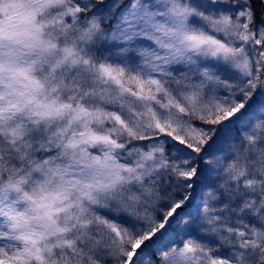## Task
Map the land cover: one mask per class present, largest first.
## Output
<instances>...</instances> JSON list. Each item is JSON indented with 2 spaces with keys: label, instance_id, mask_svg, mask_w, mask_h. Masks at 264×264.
<instances>
[{
  "label": "rangeland",
  "instance_id": "rangeland-1",
  "mask_svg": "<svg viewBox=\"0 0 264 264\" xmlns=\"http://www.w3.org/2000/svg\"><path fill=\"white\" fill-rule=\"evenodd\" d=\"M221 1L0 0V264H123L185 194L169 138L232 107L145 264H264V19Z\"/></svg>",
  "mask_w": 264,
  "mask_h": 264
},
{
  "label": "trees",
  "instance_id": "trees-1",
  "mask_svg": "<svg viewBox=\"0 0 264 264\" xmlns=\"http://www.w3.org/2000/svg\"><path fill=\"white\" fill-rule=\"evenodd\" d=\"M237 1L238 0H222L221 2L226 3L228 6H233ZM239 1L241 5L249 11L251 16L250 24L252 26L264 19V0ZM109 2H116L117 9H115V11L118 12L127 6L130 0H105L103 4ZM188 2L193 4L196 3L195 0H188ZM100 5L102 4L94 1V5L91 7L92 9L88 13H92L95 10L97 11V9H99L97 6L100 7ZM196 6L198 11L210 15L212 6L204 2V0L199 1ZM234 109L235 108L232 107L219 113L216 112L208 117L192 118L193 127L201 134L199 142H195L194 139L178 138V135L169 138L172 140L169 146L176 147L178 153L183 156V159H185L188 164V170L183 175L185 194L182 199L180 198L178 202L164 214L160 224L154 227L150 232L139 234L130 241L128 246L129 249L126 254H124L123 264H145L149 262V260L153 262L157 261L159 252L165 249L167 250L170 242L173 241L170 235L177 232V229L185 222L184 220L197 212L203 200V189L199 179L201 176V167L204 166L211 157V151H209V149H211L210 146H213V143L220 136L222 131L233 128L234 125L227 121V119L234 117V115H232ZM246 112L245 114L250 113L247 109ZM224 126L227 129H223Z\"/></svg>",
  "mask_w": 264,
  "mask_h": 264
}]
</instances>
